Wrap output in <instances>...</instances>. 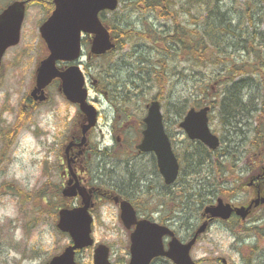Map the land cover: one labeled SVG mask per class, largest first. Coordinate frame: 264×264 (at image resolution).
<instances>
[{
    "label": "rangeland",
    "instance_id": "1",
    "mask_svg": "<svg viewBox=\"0 0 264 264\" xmlns=\"http://www.w3.org/2000/svg\"><path fill=\"white\" fill-rule=\"evenodd\" d=\"M7 1L0 0V9ZM35 2L38 4H31L28 11L20 44L9 51L0 69V264H45L48 259L60 253L70 243V237L57 229V222L59 209L70 206L71 201L67 200L66 203H62L63 201L58 199L57 186L60 185L62 174L60 150L66 147L69 136L76 131L78 108L66 101L57 86L50 89V101L38 105L39 107L30 106L28 104L31 103L25 100L26 91H30L33 84V71L36 69L38 59L45 52L39 26L47 16L48 0H35ZM117 9L110 12L107 18L114 16L117 11L118 16L122 15V6L120 5V9L119 7ZM132 19L138 24L136 17ZM89 49V45H86L85 54L89 52ZM130 51L131 46L126 45L123 49L103 58L89 59L84 56L82 68L84 70L90 66L95 68L99 64L108 66L113 62L115 63L113 67H118L125 80H136L138 76L134 66L123 62L126 61L125 57ZM183 57L180 55L171 63L181 68L182 65L187 64ZM129 61L133 62L134 57H130ZM94 68L90 70V73L99 80V74ZM175 81L174 86L169 87L172 100L180 101L185 98L190 100L194 90L193 82L178 77ZM88 88L90 98L101 112L98 127L92 132L90 139L93 143H99L100 146L114 144L117 150V155L114 157L117 159L127 157V152L119 153L121 152L119 150L123 148L120 141L135 144L140 142L141 120L147 114V97H152V95H146V90L136 102L139 96L137 95L133 103L121 104L120 107H124L118 114L111 108L104 96L97 95L91 83H88ZM96 97L99 99L97 102L94 101ZM170 107L171 112L166 125L173 134L174 142L179 149L183 146L187 135L179 127L181 120L175 117L174 108ZM163 112L165 113L164 109ZM212 115L214 118L211 121V129L222 138L223 131L220 127L218 109L212 111ZM113 123L124 128L125 139L121 138L116 142L121 132L114 135L111 129ZM237 140L241 141L240 144L243 147L238 159L241 179H238L237 187L240 192L238 193L235 189L232 196H237L232 201L230 198L226 200L237 205H247L256 198L255 190L247 187L254 174L252 171L248 172L249 174L246 172V166L252 164L247 152L249 145L246 144V142L249 143V139L239 138ZM134 156L133 165L129 168L133 172H141L142 169L149 174L147 176L149 184L143 182L139 185L146 192L148 191L146 187L150 185V193L143 195L141 199L145 202L152 200L149 208L153 209L156 202H153L151 193L162 195L166 191L164 183L155 169L150 154L139 156L133 152L132 157ZM46 158L49 161L47 164L44 163ZM99 162L97 158L98 165ZM100 168L99 171L103 169L101 172L103 178L97 177L95 183L107 185L109 181L107 175L110 174L109 170H116V161L107 157V163L105 165L100 163ZM97 169L98 167L92 170L90 176L95 177L98 173ZM118 176L123 177L124 175L118 171ZM37 193H43L54 200L51 204L40 202L34 197ZM20 195L27 197L22 198ZM155 197L158 198V196ZM162 199L167 200L168 198L163 196ZM158 200L160 201L161 198L159 197ZM172 204L168 201L163 209L169 213L174 207ZM200 212H195L194 218L190 219L192 223H198V226L201 224L197 219ZM119 213V208L113 202L101 205L96 209L93 232L97 244L102 243L112 247L110 259L114 264H123L129 259V232L122 224ZM183 215L181 212L176 213L181 221ZM151 216L156 220L160 219V216L155 213ZM191 216L192 213H190ZM255 223L260 225L264 223V206L255 209L245 223L231 221L211 224L193 247L192 257L197 264H264V224L259 227V235L243 227V224L249 226ZM178 233L181 237L186 236V227L184 229L181 227ZM93 254L94 247H91L78 254L77 259L80 264H93Z\"/></svg>",
    "mask_w": 264,
    "mask_h": 264
},
{
    "label": "trees",
    "instance_id": "2",
    "mask_svg": "<svg viewBox=\"0 0 264 264\" xmlns=\"http://www.w3.org/2000/svg\"><path fill=\"white\" fill-rule=\"evenodd\" d=\"M120 5L122 15L118 16L117 11L108 19L110 12H103L101 17L116 44L111 53L131 46L123 62L134 66L138 78L125 80L113 62L108 66L99 64L96 71L102 88L118 110L122 109L119 103L131 104L139 95L138 102L147 90L146 95L165 102V121L169 120L170 106L180 120L192 106L218 109L223 131L221 147L211 150L201 141L186 139L178 151L180 176L174 185L164 184V188L172 189L171 194H177L178 199H186L179 205L192 203V214L218 196L230 198L241 179L238 159L243 147L237 139H249L246 144L252 164L246 166V172L255 174L264 166V0H119V9ZM47 6L50 12L53 0H48ZM180 55L187 62L181 68L171 63ZM130 57H134L133 62ZM177 77L193 82L190 100L173 101L170 97L169 87L174 86ZM94 154L100 158L98 177L103 178L100 163L105 165L113 154L97 149ZM112 159L116 160V170H109L107 184L132 198L136 190H142L140 185L147 182L149 174L142 169L130 170L131 159ZM118 171L124 176L119 177ZM146 188L150 193L149 185ZM57 196L62 203L67 202L61 193ZM34 197L46 204L54 200L43 193ZM262 225L243 227L259 235Z\"/></svg>",
    "mask_w": 264,
    "mask_h": 264
},
{
    "label": "water",
    "instance_id": "3",
    "mask_svg": "<svg viewBox=\"0 0 264 264\" xmlns=\"http://www.w3.org/2000/svg\"><path fill=\"white\" fill-rule=\"evenodd\" d=\"M54 3L55 10L41 26V34L48 45L50 54L38 68L37 88L32 94L35 96L40 92L39 99L45 100L44 88L55 78L62 80V90L66 98L79 104L87 117V123L83 126V138L79 144L83 146L87 139L86 133L97 122L98 112L88 102V90L85 87L86 78L81 68L75 64L65 71H60L57 68V62H74L79 59L82 53L83 33L94 35L91 47L94 54H104L114 47L110 32L101 21L99 14L104 10L116 9L118 0H54ZM25 4L26 1H16L0 14V64L7 48L17 45L20 41L26 12ZM209 110V106L199 110L191 108L180 126L190 139L200 140L209 148L216 149L220 145V139L211 131ZM144 122L146 128L138 148L142 152H155L165 182L172 184L179 174V161L166 133L162 105L158 100L150 103ZM64 195L68 197L80 195L83 205L73 209L60 210L57 226L62 232L69 234L71 244L47 264H79L76 261V252L94 245L90 192L75 184L66 188ZM263 203L264 196L260 194L248 206L236 208L231 204H224L220 199L217 206L208 207L206 211L211 216L221 217L224 220L229 219L235 211L245 219L253 207ZM121 218L127 228L135 226V230L131 234L129 264H151L152 260L159 256H166L175 264H196L191 258L190 251L199 232L205 230V224L191 241L182 243L175 238L174 233L168 227L148 219L138 220L133 205L127 200L121 202ZM166 235L173 237L168 250L163 244V238ZM109 254L108 246L99 245L95 249L94 264H112Z\"/></svg>",
    "mask_w": 264,
    "mask_h": 264
},
{
    "label": "flooded vegetation",
    "instance_id": "4",
    "mask_svg": "<svg viewBox=\"0 0 264 264\" xmlns=\"http://www.w3.org/2000/svg\"><path fill=\"white\" fill-rule=\"evenodd\" d=\"M45 52H46V50H45ZM45 57H43V58H45ZM68 67H69L68 63H65V64L60 63L59 64V68L61 70H66ZM93 83H94L93 86L97 92V95H100V92H103V90L101 89V87L98 89L97 86H98L99 82L94 79ZM55 86H57L58 91H61V82L57 79L54 80L46 88V93L48 96L47 101H50V99H51L50 89L55 87ZM34 87H35V84L33 85L32 88H34ZM102 94L109 101L111 108L116 109V107H115L116 103H113L111 98L107 95V92H104ZM29 101H30L31 105H38L39 104L37 102H34L32 99H30ZM94 101L97 102V101H99V99L96 97V98H94ZM77 117H78V119H77V126L75 129L76 131L74 132V134H71L69 136V139H68L69 140L68 144L71 142L70 147H69V149L66 147L64 150V153L60 156V161H61L60 166L62 168L61 188H64L72 180L73 184H80L81 186H84L87 189L91 190L92 191V198H93V208L91 209V212L93 213L94 218L96 215V209L99 208L104 203H109L110 201H112V202L115 201L114 203L120 209V202L122 200H128L133 204V206L137 210L139 218H149V215H146V213H144L145 211H148V209L146 208V205L140 199V198H142L143 195L149 194L146 191L138 189L134 193L131 192V193L135 194V196H132V198H131V197H128L127 192L119 194L118 191L116 190V187L110 186L109 184H107L106 187H101L99 185H96L95 179L98 177V173L95 177L90 176V175H92V170L99 167V165L96 163L98 157H96V154H94L95 149H97L99 151L107 150V153H109V154H116L117 150H116V147L114 144L113 145L100 146L99 143H92V141H88V140H87V143L84 144V146L80 147L79 144H80V141H81L82 136H83L82 127H83V124L86 122V117L81 115L80 113H78L76 115V118ZM100 118H101V115H100ZM81 119H82V121H81ZM97 127H98V125L96 126L95 129H97ZM95 129L93 131H91V134H92V132L95 131ZM111 129L113 130L114 135L119 131L121 132V135H119V137L116 139V142L120 141L121 138L122 139L126 138V132L124 131V128L119 126L117 123L116 124L113 123ZM88 139L90 140L89 136H88ZM120 145L123 146V148L119 150V151H121L119 153L127 152L128 156H129V154L133 155L134 151L132 150V152H131L132 143H130V142L125 143L124 141L123 142L120 141ZM136 146L137 145L134 146V150L137 154L139 152L136 150ZM149 154L152 156L153 161H154V165L156 164L157 172L160 175V172L157 168V159L155 157V154H153V153H149ZM138 155L141 156V155H145V154L139 153ZM128 156L126 158H128ZM99 159L100 158H98V160ZM112 160L116 161L115 159H112ZM162 181H164L163 178H162ZM250 184H252L250 186L251 188H253L254 190L256 189L257 195L264 192V178L263 177L261 178V180L256 179L255 181L251 182ZM163 186H164V184H163ZM170 186H172V185H170ZM149 187H150V185H149ZM164 189H167V188H164ZM171 190L172 189H167L165 192L162 193V195H161V193L160 194L159 193H151V195L153 198H155V196H158L161 198V200L158 201V206L161 208V209H157L158 215L163 213V210H164L163 208L167 206L168 201L173 203L172 205L174 207H172L170 212L168 213L169 217H167L168 219L166 218L167 219L166 223L175 230V233L176 232L178 233L180 231V230H176V228L180 229L182 227L184 229L186 227L187 234H186L185 238L183 239V241L191 240L194 237V235L196 234L197 230L200 227H202L204 224H205L204 226H206V230H207L211 224H214L217 222H219V223L230 222V221L221 220L220 218H213L212 216H210L209 214H207L205 212V208L207 207V205L215 202V201H212V202L206 204L202 208L200 214L197 216L198 221L201 223L200 226H198V223H192L190 221V219L192 217L194 218V214H195V212L193 211V214L190 217L191 210H190L189 206H191L192 203H190V204L188 203L186 206H184V205L181 206L182 204L179 205L180 202L181 203L183 202V204H185L184 202L186 201V199H185V201L178 199L177 194H175L174 196H173V194H171ZM136 195L138 196V198L136 197ZM115 196L119 197L118 202H116V200L114 199ZM163 196L167 197L168 199L163 200L162 199ZM73 201H74L73 205H79V203L81 202V199L75 198ZM178 212H181L184 214L182 222H180L181 220H179V218L176 216V213H178ZM173 214H174V216H172ZM234 217H235V215L232 216L231 220ZM185 220H187L188 224L184 222ZM133 229H134V226L132 228L128 229L129 239H130V235H131V232L133 231ZM158 263L159 264H171L170 261H168L167 259H164V258L156 259L152 264H158Z\"/></svg>",
    "mask_w": 264,
    "mask_h": 264
}]
</instances>
